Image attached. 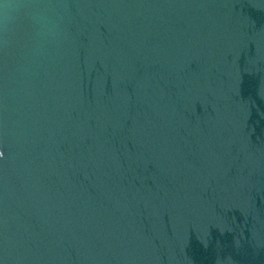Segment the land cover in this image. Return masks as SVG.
<instances>
[{"label": "water", "instance_id": "1", "mask_svg": "<svg viewBox=\"0 0 264 264\" xmlns=\"http://www.w3.org/2000/svg\"><path fill=\"white\" fill-rule=\"evenodd\" d=\"M0 264H264V0H0Z\"/></svg>", "mask_w": 264, "mask_h": 264}]
</instances>
